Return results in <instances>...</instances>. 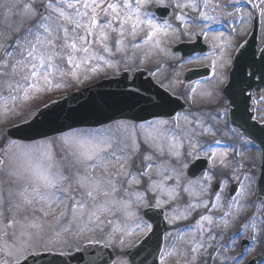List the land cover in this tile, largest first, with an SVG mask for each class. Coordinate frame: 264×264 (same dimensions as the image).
I'll use <instances>...</instances> for the list:
<instances>
[{
	"label": "snow or ice",
	"instance_id": "6c2138e0",
	"mask_svg": "<svg viewBox=\"0 0 264 264\" xmlns=\"http://www.w3.org/2000/svg\"><path fill=\"white\" fill-rule=\"evenodd\" d=\"M228 7L216 0H0V264H28L29 257L53 252L81 253L101 241L105 247H123L137 232L149 237L154 227L148 212L164 209L172 229L164 236L165 241L171 238L167 247L157 245L160 264H243L245 252L251 255L247 264H264V188L253 181L251 166L244 175L247 183L241 181L246 165L238 158L245 153L232 148L230 160L229 148L213 146L219 140L201 141L213 128L199 109L169 112L173 101L168 97L157 94L153 100L125 91L91 103L97 110L139 106L153 118L108 117L110 123L100 128L69 125L63 131L56 126L58 114L43 110L48 103H38L49 93L109 71L113 77L134 75L160 54L179 75L183 64L192 61L182 60L169 42L207 40L221 16L226 23L241 11ZM254 7L264 17V0ZM186 9L197 16H188ZM248 15L257 18L254 12ZM240 21L246 23L243 15ZM193 24L199 32L190 30ZM212 42L240 52L244 48L238 40L225 41L223 32L212 34ZM226 64L222 61L220 67ZM210 67L216 76V62ZM248 67L239 70L241 83L257 78ZM235 72L233 66L227 75ZM259 78L264 79V66ZM204 95L210 99L215 90ZM247 98L252 99L250 94ZM66 119H80V114ZM48 128L59 134L50 136ZM201 160L207 167L197 174L192 169ZM232 179L235 184L225 196L223 189ZM249 207L259 211L248 215ZM214 210H220L218 217ZM179 221L188 223L178 226ZM233 228L237 231L228 241L236 247L239 240L240 251L229 257L221 252V241ZM72 259L82 264L84 256Z\"/></svg>",
	"mask_w": 264,
	"mask_h": 264
},
{
	"label": "rangeland",
	"instance_id": "374dc122",
	"mask_svg": "<svg viewBox=\"0 0 264 264\" xmlns=\"http://www.w3.org/2000/svg\"><path fill=\"white\" fill-rule=\"evenodd\" d=\"M255 1L257 2V0H255ZM216 2H219L222 5L227 3L229 5V7L227 8V11H232L233 8H239L241 11L234 13L235 19H233L232 17H228L227 22L225 23L224 22L225 18L221 16L220 17L221 23H219V24L213 23L212 24L211 28L209 29V37L207 40H204L209 46V51L204 55L199 54V55H195L193 57H189V58L185 59L182 57L181 53L176 52L175 46L179 42L185 41V40L186 41H192L196 37H193L191 39H189L188 37H182L179 40L170 41L168 46L172 51H175L177 53V55L181 57L182 60H191L192 62L187 63V64H183V67L178 70L179 75H177L176 72L172 69L171 76L166 77V75H168V73H170L171 70H167L166 68H164V70H159L158 72H156V75L153 78L159 84H161V82H162L163 87L166 88L167 90H169L171 93L176 94V95H180L184 100H186L188 102V104H190V106H191L190 110H188V112L185 114H188L192 111H195L194 109L197 106H201V105L206 106V112H205L206 116L203 119L206 121V123H208L209 125L212 126L213 131L211 133L206 134L204 137H201L200 138L201 141L202 142L203 141L210 142V140H208V139H212L215 137V139L212 141L219 140L221 143L219 145H213V146L216 147L218 151L223 149V148H229V159L230 160L232 158L231 149L239 147L241 149L240 152L245 153V155L242 158H238V159H242L246 165V167L244 168V170L242 171V173L240 175V179L244 183H247V181L244 180V175L248 174L247 173V167L251 166V167H253V171L255 168L256 172L254 171L255 175L253 177V181L257 184V178H258L257 174L260 173L259 168L261 165V155L259 153L260 151L252 150V145L248 142H243V141L239 142L238 141V144L236 146L234 143L229 144L226 140L233 138L234 135H236V133H234V131H231L227 128L226 124H224V122H225L224 116H221V113H220V107H221L220 102L222 99V96L220 95L221 94V88L227 82V78H228L227 74H228L230 67L232 66V59H233V56L235 54V51L237 50V47H228L227 43H225V42H216L219 46L214 47L213 42H212V34H214V33L218 34L219 32H223L224 37H225V41H232L233 43H235V41L238 40L239 43H241L245 39V37H247L250 34V32L252 31L253 19H252V17H250L248 15V13L253 12V11L251 10L250 5H248V3H246L244 0H216ZM240 3H241V5H240ZM185 11L188 13V16H190V17H196L197 16L196 12H192L191 10H187V9ZM241 15H243L244 21H246V23H241V21H240ZM168 19H170V21H171L172 18L168 17ZM263 21H264V17H263ZM233 25L235 26L236 32L232 31ZM190 30L194 31V32H199V27H198V25L193 24L191 26ZM240 32H242L243 34L238 35V33H240ZM229 33H232V35L230 36ZM262 35H263V39H264V26H263V34ZM260 45H262V43ZM221 49H222V51H221ZM213 61H215L217 64V75L216 76H214L211 73L208 78H205L204 80L202 79V81L198 80L199 82L198 81L188 82L184 79L183 76L185 75V73L188 69L210 67L211 64L213 63ZM222 61L227 62L226 66L223 68L220 67V64ZM156 65L158 66V64H156ZM141 68L152 70L153 67L151 64H149L146 61L144 64L139 66V69H141ZM210 69H211V67H210ZM151 73H153V72L151 71ZM221 73L224 74L223 78H222V82H218L217 76H220ZM107 77H113L111 71H109L106 74H103L101 76H97L95 79L89 80V81L85 82L84 84L78 85L77 87L68 88L66 91L49 93V94L41 97V100L38 103H40V105L43 106L44 103H47V102L51 101L52 99H55L57 97L66 96L76 89H80V88L83 89V87L90 86L94 83L99 82L100 80H102L104 78H107ZM170 77H172V79H169ZM193 88L195 89L194 93L191 92V90ZM212 90H215V95L210 99L206 98L204 94L209 92V91H212ZM187 94H191V96L193 98L192 99H186ZM209 117H213V119H209ZM14 122L15 121H13V123ZM253 157L255 158L254 159L255 165L253 163L249 164L250 158H253ZM231 182H235V180L234 179L230 180L229 184ZM227 187H226V189H227ZM226 189L224 188L223 193H224V191H226ZM254 196L255 195L253 194V196L250 197V199L251 198L253 199ZM222 203H223V201H222ZM251 210H252V208H251ZM214 211L218 212L220 210H214ZM257 211H259V210H257ZM49 219H51V217ZM186 222L187 221H179L178 226L183 225ZM129 224H130V227H134V225L131 224V222H129ZM168 225H169L168 231H170L172 229V225H170L169 223H168ZM142 238H144V234L141 232H137L136 235L126 238V243L123 247H112L115 254L117 253V255H118V258H117L115 264H120V262L122 260L128 261L126 251L128 249L132 248V246L139 243ZM169 240L171 242V238H169ZM169 240L166 241L165 245L169 242ZM225 241L226 240H223L221 242H225ZM83 242L84 241H80V243H83ZM101 242H103V241H101ZM166 247L167 246H165L164 248H166ZM73 252H74V250H73Z\"/></svg>",
	"mask_w": 264,
	"mask_h": 264
},
{
	"label": "water",
	"instance_id": "95a60500",
	"mask_svg": "<svg viewBox=\"0 0 264 264\" xmlns=\"http://www.w3.org/2000/svg\"><path fill=\"white\" fill-rule=\"evenodd\" d=\"M253 43V41H251ZM254 44V43H253ZM185 54L197 52V50L201 51V49H190L186 50V45H183L180 47ZM248 50H253L250 46L248 47ZM243 55L241 53L239 57V66L244 62ZM254 64L255 66L259 65L257 62H253L252 60L248 59L245 62L246 66H251V70H255L252 66ZM261 67V65L259 66ZM261 70V69H258ZM256 71V70H255ZM257 72V71H256ZM193 76L191 77H201L204 74L198 72L192 73ZM142 73L137 74L135 76L134 81L129 82L128 80V73H124L123 77L121 78H113L109 80H104L96 85L91 86L88 89H85L83 91L77 92L73 94L71 97L62 100L61 102H57L54 105L48 106L46 109H43L44 111H52L59 116V120L57 122V127H61L63 131L68 130V126L71 125L72 127H78V126H100L102 124L109 123L108 117H115V118H132L137 115L152 118V116L148 112H141L139 110V106L135 109H128L124 106H118L113 108H107L102 107L101 109L97 110L91 103L93 99L99 101L101 96H107L108 94H118L125 91L130 92H137L143 96L150 97L153 100L157 99V94H159L161 97H168L169 100L173 101L170 103L166 109V111L171 112L173 109L175 112H178L179 110H186V107L182 104V101L174 96H169L168 92L163 90L160 86L156 85L149 79H143ZM127 76V80L124 79V77ZM119 81V82H117ZM126 85V86H125ZM130 86V87H129ZM136 89H131L132 87ZM146 89V91H145ZM168 93V94H167ZM70 114H80V119H66ZM48 131L49 135H55L58 132L53 131L52 128L46 129ZM15 134V130H13ZM264 133V132H263ZM255 138L258 139L260 143L264 145V136L262 133H258L255 135ZM204 168V165H202ZM263 187H264V175H263ZM159 224V221H158ZM157 224V228H158ZM156 232V231H155ZM73 255H83L84 260L82 264H112L114 262V255L108 250L103 249L99 246H90L85 248V250L81 253H76ZM148 256L144 258V256L141 258L138 256V252L130 255V259L133 263H147V262H154L155 264H158L157 257H152V255L147 254ZM28 264H78L76 260L72 259V255L67 256H47L44 255L42 257L36 258V257H29Z\"/></svg>",
	"mask_w": 264,
	"mask_h": 264
},
{
	"label": "flooded vegetation",
	"instance_id": "af4514ba",
	"mask_svg": "<svg viewBox=\"0 0 264 264\" xmlns=\"http://www.w3.org/2000/svg\"><path fill=\"white\" fill-rule=\"evenodd\" d=\"M249 104H250L249 109L252 110V112H254V119L256 121H264V101H260L259 99L253 98V99H250ZM222 110L224 112L225 118L229 119V112H230L229 111V104H228L227 98L225 96L222 99ZM247 214L248 215L250 214V207L248 208ZM238 227H239V225H237V228ZM237 228L231 229V231L225 235L226 238L231 236L232 233L236 232ZM241 239H243V237ZM239 243H240V241L238 240L236 247H233L231 244V247H229V249H221V252L224 255L229 256V257L234 256V255H236V253L238 251H240ZM252 255H255V252H253ZM248 259H251V255H249L247 252H245V259L243 261V264H247Z\"/></svg>",
	"mask_w": 264,
	"mask_h": 264
},
{
	"label": "bare ground",
	"instance_id": "6f19581e",
	"mask_svg": "<svg viewBox=\"0 0 264 264\" xmlns=\"http://www.w3.org/2000/svg\"><path fill=\"white\" fill-rule=\"evenodd\" d=\"M176 52L179 53V51L176 50ZM149 64L152 65V72H154L157 68H159V70H164V68H166L167 70H171L170 73H168V75H166V77L171 76L172 74V68L169 67V62L168 60L163 56V54H160L156 57L151 58L150 60L147 61ZM158 64V66L156 65ZM187 64V63H184ZM169 79H172V77H170ZM197 109L200 110V113L202 114L203 118H205L206 116V107L201 105L198 106V108H195L194 110L196 111ZM208 124V123H207Z\"/></svg>",
	"mask_w": 264,
	"mask_h": 264
}]
</instances>
